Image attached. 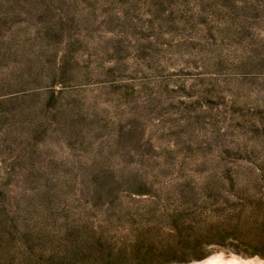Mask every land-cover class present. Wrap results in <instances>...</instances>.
<instances>
[{
  "label": "rangeland",
  "instance_id": "1",
  "mask_svg": "<svg viewBox=\"0 0 264 264\" xmlns=\"http://www.w3.org/2000/svg\"><path fill=\"white\" fill-rule=\"evenodd\" d=\"M217 255L264 264V0H0V264Z\"/></svg>",
  "mask_w": 264,
  "mask_h": 264
},
{
  "label": "bare ground",
  "instance_id": "2",
  "mask_svg": "<svg viewBox=\"0 0 264 264\" xmlns=\"http://www.w3.org/2000/svg\"><path fill=\"white\" fill-rule=\"evenodd\" d=\"M198 264H258L253 261H241L238 259L224 258L223 256H212Z\"/></svg>",
  "mask_w": 264,
  "mask_h": 264
},
{
  "label": "trees",
  "instance_id": "3",
  "mask_svg": "<svg viewBox=\"0 0 264 264\" xmlns=\"http://www.w3.org/2000/svg\"><path fill=\"white\" fill-rule=\"evenodd\" d=\"M198 258V257H197Z\"/></svg>",
  "mask_w": 264,
  "mask_h": 264
}]
</instances>
